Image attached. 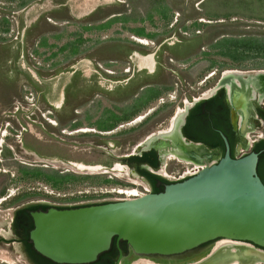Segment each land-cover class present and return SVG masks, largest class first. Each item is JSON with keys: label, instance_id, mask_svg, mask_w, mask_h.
<instances>
[{"label": "flooded vegetation", "instance_id": "af4514ba", "mask_svg": "<svg viewBox=\"0 0 264 264\" xmlns=\"http://www.w3.org/2000/svg\"><path fill=\"white\" fill-rule=\"evenodd\" d=\"M86 1L93 3L94 6L91 7L88 2L84 3L85 6L80 9L81 18L94 14L101 6L98 5L100 0ZM237 1L182 0L177 23L189 24L187 30L197 29L193 35L184 32L180 39L171 43H168L166 39L159 45H156L153 39L144 38L147 44L139 42L140 44L135 43V45L145 49L157 47L155 52L144 53L133 49L131 53L128 51L126 59L123 60H92L89 58L80 60V67L73 64L70 68V82L64 89L61 87V92L64 91V101L59 99L51 101L43 96V102H40L41 98L38 94L30 99L29 95H33V93L30 92L26 95L23 90L19 89L18 97L13 98L17 99V102L13 103L15 105L14 115H16L13 116L15 117L12 120L13 123L0 119V174L1 172L6 174L5 170H1L4 166L3 161L12 157L20 162L18 159L20 157L18 153H20L34 158L35 162L43 164L41 166L44 168L52 167L55 170L49 171L52 174L43 178V172H39V169L21 166L18 172L23 179L39 180L54 190L59 191L62 189V185L78 182L79 176L72 173L88 176L84 179L110 173L115 178L124 179L122 182L111 176L110 180H115V183L120 185L118 188L144 191L146 194L143 196H145L154 193L156 188L164 190L170 184L182 182L197 175L204 167L218 164L227 154L233 159H239L254 153L259 158L258 175L264 182L263 69L251 71L235 68H228L224 71L218 69L219 74L216 72L206 78L207 81H215L213 86L205 92L199 93L198 97H190V100L187 97H172L169 94L171 88L169 85L163 82L154 83L164 66L162 53L167 49L170 51V54L166 52L169 56L175 55L178 49L181 51L189 49V52H192L195 45L205 35L203 30L207 28L222 27L233 30L234 33H242L241 40L235 42L237 45H248L250 41L257 43V39L264 36V0H242L244 1L243 7H238ZM118 2L123 3L120 0ZM191 4L196 16L189 17L188 10L191 8ZM238 11H243L242 17L238 15ZM175 34L176 32L173 36ZM227 42L234 44V39H227ZM174 61L175 56H172L166 62L172 64ZM76 62L78 63V61ZM68 89H72V97L79 92H92L93 98H87L85 101L75 104L74 107H70L66 102L67 95L69 97ZM165 91L168 93L167 96L173 98L171 99L172 104L180 101L172 115L162 122L163 124L157 126L156 130H149L134 146L127 147L124 154L118 152L121 149L115 146L116 141L107 139L115 138L121 129L128 126H132L130 127L132 131H138L149 125L155 114H158V110L165 108L170 100L165 101V98L161 97ZM107 93L112 95L114 106L118 107L119 103H125L123 107H119V112L105 107L104 99H110L106 95ZM35 98L37 99L35 100ZM25 99L31 100L32 103L26 102ZM156 100L162 105L154 108L151 105ZM101 107L103 117L91 121L92 110L96 108V113H98ZM79 108L82 109L81 112L78 111ZM63 115L68 118L65 122L62 118ZM24 119H27L30 124H27V128L22 131L20 127H23ZM35 128L42 130L52 140L57 139L62 142L71 140V143L75 145L84 143L94 145L97 158L95 160L74 159L71 156L73 155L72 150L67 155L54 152L51 140H44V145H40L41 143L36 139L28 142L26 137L34 135ZM78 138L90 140L81 144ZM96 138L102 139L103 143L96 145L94 142ZM71 147L76 148L72 145ZM174 162H177L178 166H182L181 171L176 175H169L168 167L170 163ZM20 163L25 165V163ZM60 169L62 170L58 171ZM143 172L160 177L167 182L159 180L153 184ZM18 178L20 179V177ZM3 190L5 188L0 190V196L4 194ZM107 190L109 189H102L100 192L105 195ZM8 200L7 198L2 199L0 204ZM123 201L129 200L111 197L83 205ZM16 202H20V198L10 200V203L17 204ZM32 205L49 206L50 208L67 207L68 205L50 201L21 206L19 204L13 209V216L8 224L9 232L4 233V230H1V249L8 246L14 247V244L20 247L21 244L28 263L36 264L28 257L25 246L20 242V211L28 209ZM207 244L208 246L204 250L200 249L198 254L189 257L187 262L182 263L176 259L182 254L167 257L143 256L144 258H141L142 256H135L131 249L127 248L126 252L123 251L124 258L121 264H138L139 261L153 262L152 264H186L194 258L209 254L212 247L218 243L214 241ZM118 258L119 254L115 261H105L99 264H117Z\"/></svg>", "mask_w": 264, "mask_h": 264}, {"label": "rangeland", "instance_id": "374dc122", "mask_svg": "<svg viewBox=\"0 0 264 264\" xmlns=\"http://www.w3.org/2000/svg\"><path fill=\"white\" fill-rule=\"evenodd\" d=\"M120 1L123 3H119L118 0H100L98 5L101 6L94 14L81 18L80 9L85 6L84 3L88 2L86 0H0V119L13 123L12 120L15 119L13 116H16L13 103L17 102V99L13 98L18 97L19 89L23 90L26 95L30 92L33 93V95H29L30 99L38 94L41 98L40 102H43V96L51 101H58V99L64 101V91L61 92V87L64 89L71 80V66L76 64L80 67V60L84 58L123 60L126 59L128 51L131 53L133 49L144 53L155 52L157 49V47L155 49L139 47L135 45V43L140 44L137 39H153L156 45H159L166 39L168 43L180 39L184 32L193 35L197 30H187L189 24L177 23L182 0ZM243 2L238 0L236 4L238 7H243ZM89 4L91 7L94 6L93 3ZM188 11L189 17L196 16L192 4ZM242 12L238 11V15L241 17ZM175 32L176 34L173 36ZM203 32L205 35L195 45L192 52H189V49L184 51L178 49V52L172 55L175 56L174 63L166 62L172 57L168 55L170 54L168 49L166 51L168 54L162 53L164 66L154 83L163 82L169 85L171 87L169 94L172 97H187L189 100L190 97H198L199 93L201 94L213 86L215 81H207L206 78L216 72L219 74L218 69L222 71L228 68L250 71L264 70V36L258 38L257 43L255 41L256 44L254 41H250L248 45H237L235 42L241 40L242 33H234L233 30L222 27L207 28ZM227 39H234V44L227 42ZM204 81L207 82L204 83ZM68 91L69 97L67 95L66 102L70 107H74L75 104L85 101L87 98H93L92 92H79L76 95L73 94L74 97H72V89H68ZM59 92L61 93L59 94ZM167 94L165 91L161 97L165 98V101L170 99L168 104L165 108L158 110V114H155L149 125L138 131H132L130 128L132 126H128L121 129L115 138L107 139L116 141L115 146L121 149L118 152L124 154L127 147L134 146L149 130H156L157 126L163 124L162 122L172 115L180 101L172 104L171 99L173 98ZM106 95L110 99H104L105 107L119 112V107H123L125 103H119L118 107L114 106L112 95L108 93ZM25 101L32 103L28 99ZM160 105L162 104L156 100L151 106L155 108ZM78 111L81 112L82 109L79 108ZM92 111L91 121L103 117L101 115L102 107L98 113H96V108ZM22 118L24 117L22 116ZM62 118L65 122L67 116L63 115ZM27 124L30 123L26 119L20 130L27 128ZM33 132L34 135L26 137L28 142L36 139L41 143L40 145H44V140H51L54 152L67 155L72 150L73 155L71 156L74 159L95 160L97 158L95 146L84 143L90 139L78 138V141L84 144L75 145L71 143V140H66V142L52 140L40 129L35 128ZM94 142L98 145L102 144L103 140L96 138ZM71 145L76 148H72ZM18 154L20 156L18 159L25 165L9 157L3 161L4 166L1 168L2 171H6V174L4 172L0 174V190L5 188L0 200L5 198L9 200L0 204V232L1 230H4V233L9 232L8 224L13 216V209L19 204L21 206L50 201L68 206H85L83 204L115 197L111 194L103 195L100 191L118 188L120 185L115 183L116 179L124 182V179L115 178L110 173L87 179L84 177L88 176L72 173L79 176L78 182L62 185V189L59 191L54 190L39 180L23 179L18 172L21 166L39 169L38 171L43 172L42 176L45 178L52 174L49 171H55L54 168H44L41 166L43 164L36 163L34 158ZM180 168L182 166H178L177 162L170 163L169 175H176L181 171ZM111 176L115 180H110ZM13 198H20V202L10 203ZM207 246L208 244H205L201 248L176 257V259L181 263L187 262L189 257L198 254L200 249L204 250ZM0 255L13 259V262L0 259V264H29L21 244L20 247L14 244V247L0 248Z\"/></svg>", "mask_w": 264, "mask_h": 264}, {"label": "water", "instance_id": "95a60500", "mask_svg": "<svg viewBox=\"0 0 264 264\" xmlns=\"http://www.w3.org/2000/svg\"><path fill=\"white\" fill-rule=\"evenodd\" d=\"M258 155L233 159L143 197L71 209L32 212L30 240L58 264H90L110 250L118 263L126 242L135 256H175L228 238L264 251V182ZM8 246V245H7Z\"/></svg>", "mask_w": 264, "mask_h": 264}, {"label": "bare ground", "instance_id": "6f19581e", "mask_svg": "<svg viewBox=\"0 0 264 264\" xmlns=\"http://www.w3.org/2000/svg\"><path fill=\"white\" fill-rule=\"evenodd\" d=\"M137 41L147 44L144 39H137ZM215 243L218 244L212 247L209 254L194 258L186 264H264V251L248 242L224 238L215 241ZM1 257L0 259L6 262H13V259L9 257ZM152 263L140 261L138 264Z\"/></svg>", "mask_w": 264, "mask_h": 264}, {"label": "trees", "instance_id": "16d2710c", "mask_svg": "<svg viewBox=\"0 0 264 264\" xmlns=\"http://www.w3.org/2000/svg\"><path fill=\"white\" fill-rule=\"evenodd\" d=\"M144 174L147 175V177L153 182V184L156 183V181L163 180L160 177H157L155 175L149 174L147 172H143ZM165 181V180H163ZM167 182V181H165ZM58 183V182H56ZM164 190L162 189H155L154 193H160L163 192ZM85 206H91V205H85ZM85 206H67V207H56L57 209H71V208H78V207H85ZM50 209L49 206H42V205H32L28 207V209H24L20 211V242L22 245L25 246L26 252L28 257L36 264H58L50 259H47L46 257L42 256L39 254L33 247V244L30 240V232L34 228V223L33 219L31 217V212H35L38 210L41 211H47ZM120 246L124 252H126V249L129 248L126 242H121ZM119 254V250L116 244V238H114L112 246L110 250L107 252H104L101 254L97 261L90 263V264H99L101 262L105 261H115Z\"/></svg>", "mask_w": 264, "mask_h": 264}, {"label": "built area", "instance_id": "2783aa9c", "mask_svg": "<svg viewBox=\"0 0 264 264\" xmlns=\"http://www.w3.org/2000/svg\"><path fill=\"white\" fill-rule=\"evenodd\" d=\"M142 44V43H141ZM105 194L114 195L116 198H123L124 200H131L146 194L144 191L140 190H125V189H110L105 192Z\"/></svg>", "mask_w": 264, "mask_h": 264}]
</instances>
